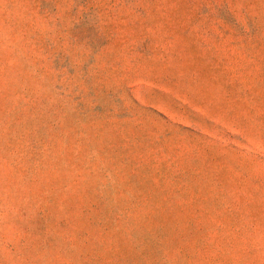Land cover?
Wrapping results in <instances>:
<instances>
[{"label":"rangeland","instance_id":"374dc122","mask_svg":"<svg viewBox=\"0 0 264 264\" xmlns=\"http://www.w3.org/2000/svg\"><path fill=\"white\" fill-rule=\"evenodd\" d=\"M0 264H264V0H0Z\"/></svg>","mask_w":264,"mask_h":264}]
</instances>
